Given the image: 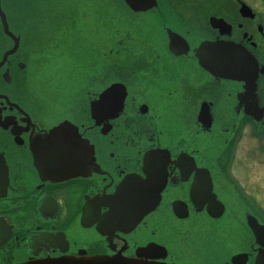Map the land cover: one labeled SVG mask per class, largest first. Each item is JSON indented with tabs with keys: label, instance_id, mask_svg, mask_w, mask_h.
Masks as SVG:
<instances>
[{
	"label": "flooded vegetation",
	"instance_id": "flooded-vegetation-1",
	"mask_svg": "<svg viewBox=\"0 0 264 264\" xmlns=\"http://www.w3.org/2000/svg\"><path fill=\"white\" fill-rule=\"evenodd\" d=\"M155 1L144 12L124 3L122 22L114 9L113 44L97 47L99 84L75 79L39 96L35 62L0 67V264L81 255L264 264V0ZM14 8L20 17V0ZM203 43L250 53L255 81L229 78L216 59L203 66ZM117 82L123 91L93 119L91 101ZM65 120L88 142L71 146L64 128L52 142Z\"/></svg>",
	"mask_w": 264,
	"mask_h": 264
},
{
	"label": "water",
	"instance_id": "water-1",
	"mask_svg": "<svg viewBox=\"0 0 264 264\" xmlns=\"http://www.w3.org/2000/svg\"><path fill=\"white\" fill-rule=\"evenodd\" d=\"M15 0H0V33H5L6 35H2L0 38V67L6 64L8 61L14 57H18L19 64L24 68V63L30 64L32 62L38 63L37 59H32L31 56L40 52L41 49L45 48L46 40L49 37V31L52 26L61 19L71 8L73 2H69V0H20L22 5V12L20 17H18L19 11H16L14 8ZM121 5L126 6L135 12L144 11L157 4L155 0H118ZM112 2V0L108 1ZM125 3V4H124ZM126 8V7H125ZM125 12V11H124ZM167 14L172 16L170 12L166 11ZM173 17V16H172ZM19 32V33H17ZM11 37L10 38H8ZM170 43L169 46L173 47L176 45V42L180 41L178 36L169 30ZM232 47V46H230ZM207 48H210L213 52V59L207 63ZM198 55L200 57V62L203 66H208L209 63L216 59L217 63L222 64L224 68H221L224 72H226V76L229 78H240V72H245L248 74L253 68L256 67L257 61L250 56L249 54L243 53H234L232 50L229 52L223 53L219 49V44H207L203 43L199 50ZM240 56L241 58L239 59ZM10 57V59H9ZM212 69V68H210ZM216 70L215 68H213ZM256 72V71H255ZM6 77L10 80L9 71H6ZM256 73L252 75L251 79H255ZM24 83L29 85V79L24 76L21 78V94L30 96L31 92L29 89L24 88ZM100 81L97 79V84ZM92 85L94 83H91ZM116 84L104 90L100 94L99 100L91 101V113L93 119H97L98 115L97 110L99 104L103 101L104 96L114 93V89ZM118 87H120L118 85ZM90 88H85L81 93L92 94L89 92ZM36 94L39 96H47L50 95H58L59 93L56 90H43L40 88V84L37 85V88L34 90ZM40 98V97H38ZM122 100V99H121ZM45 103V101H37L38 105ZM99 113V112H98ZM70 130L73 134H71V139L76 142H88L85 137L78 132V128L75 124L69 121H62L57 126H55L51 133L53 136L52 142H55L57 139L58 133L60 129ZM74 130H77L75 132ZM92 158L94 156L92 155ZM81 165L80 163H77ZM73 169H58L54 167V169L50 172V175H59L64 172ZM76 171V170H75ZM153 245L147 246L146 250H151ZM140 255H142L140 253ZM18 264H171V263H163V262H152L142 259H131L126 258L120 255H94V256H82V257H70V256H62V257H46V258H37L33 260H27Z\"/></svg>",
	"mask_w": 264,
	"mask_h": 264
},
{
	"label": "rangeland",
	"instance_id": "rangeland-1",
	"mask_svg": "<svg viewBox=\"0 0 264 264\" xmlns=\"http://www.w3.org/2000/svg\"><path fill=\"white\" fill-rule=\"evenodd\" d=\"M110 0H79L73 1L72 5L70 6L69 10H67V13H72L75 12L76 10H80L81 12H86L92 8H97L101 3L103 2H108ZM112 11L105 12L104 14H99L100 17H102L106 23L107 27L109 30L112 29V25L114 22V19L111 16ZM80 23H85V26H79L77 25L74 29V34H73V40H72V45L76 49H81V48H87L93 45L100 46L98 43L99 36L97 35V41L95 40L93 34H92V24L88 20H86L84 17L78 16ZM113 19V22L111 21ZM122 21L124 20L123 17L121 19ZM60 27L63 26V21L59 24ZM62 35L60 34L58 37L59 44H62ZM134 39H137V37H134ZM67 40L64 41L66 43ZM63 49H67L66 47ZM97 59V57H95ZM83 62L86 61V56L83 55ZM93 81V80H92ZM91 82V81H90Z\"/></svg>",
	"mask_w": 264,
	"mask_h": 264
},
{
	"label": "snow or ice",
	"instance_id": "snow-or-ice-1",
	"mask_svg": "<svg viewBox=\"0 0 264 264\" xmlns=\"http://www.w3.org/2000/svg\"><path fill=\"white\" fill-rule=\"evenodd\" d=\"M70 145H71V146H74V147H79V146L76 144V141H75V140H70Z\"/></svg>",
	"mask_w": 264,
	"mask_h": 264
}]
</instances>
